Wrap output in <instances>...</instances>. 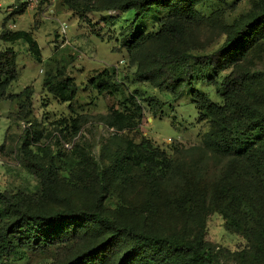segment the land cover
<instances>
[{"label":"trees","instance_id":"trees-1","mask_svg":"<svg viewBox=\"0 0 264 264\" xmlns=\"http://www.w3.org/2000/svg\"><path fill=\"white\" fill-rule=\"evenodd\" d=\"M204 1L60 0L59 6L82 17L105 11H136L138 16L152 10L166 13L157 32H139L123 44L130 66L135 67V81L165 90L175 99L186 87L202 82L213 87L223 103L192 91L199 120L210 121L211 130L202 146L185 152L175 149L181 157L176 161L147 139L136 144L120 134L139 128L141 98L154 115L163 107L140 91L126 98L124 110L111 106L103 118L105 126L114 130L108 147L115 152L107 170L82 144L57 152L39 146L34 152L30 147L37 138L27 133L20 151L22 163L37 184L31 191H0V264L29 252L52 254L51 264H264V107L246 98L259 73L240 66L264 41V0L256 12L235 21L219 48L199 53L201 28L205 22L208 25L198 10ZM24 12L22 5L5 18L0 42L21 41L42 63L34 34L7 28L14 16ZM208 30L214 31L211 25ZM17 58L13 47L0 49V100L19 96L7 93L19 77ZM58 64L54 60L48 65L43 88L60 103L72 102L79 88L66 67ZM118 73L116 67L105 68L92 76L89 85L101 95H115L125 89ZM26 99L30 105V98ZM82 125L74 121L75 134ZM212 161L224 162V170L207 180V164ZM141 167L147 170L138 177L146 195L151 190L178 193L179 207L189 214L183 228L177 222L170 227L154 224L146 214L129 219L125 208L109 207L114 182L129 184ZM63 173L68 175L61 178ZM150 204L147 200L146 207ZM214 212L228 220L229 230L250 241L246 250L232 254L206 240L204 218ZM190 224L194 230L189 234Z\"/></svg>","mask_w":264,"mask_h":264},{"label":"rangeland","instance_id":"rangeland-1","mask_svg":"<svg viewBox=\"0 0 264 264\" xmlns=\"http://www.w3.org/2000/svg\"><path fill=\"white\" fill-rule=\"evenodd\" d=\"M260 1L262 0H205L198 6V10L208 21V25L205 22L201 28L197 51L210 52L219 48L235 21L256 12ZM23 3L24 0H0V34L5 18ZM166 15L155 10L143 16H138L136 11H105L82 17L58 3L52 13L43 15L25 11L21 16H14L10 20L7 24L9 30L34 34L43 62L38 63L31 55L28 45L21 41L15 44L0 42V49L13 47L16 50L19 75L18 80L7 91L8 94L19 96L0 100V191H31L37 184L22 163L20 151L27 133L31 135V139L37 138L30 147L34 152L39 146L49 147L52 152H57L65 149V144H82L92 152L96 163L107 170L115 152V148L113 151L108 147L114 130L105 126L103 118L111 106L124 110L128 106L125 104L126 98L136 91H140L143 97L156 98L163 107L154 115L148 103L141 98L138 103L143 109V119L139 128L134 132H121V135L136 144H140L143 139L149 140L154 148L165 152L172 161L181 160L175 149L185 152L203 145L204 136L211 130V122L199 120L192 91L207 94L213 102L222 104L223 100L216 90L197 82L186 87L175 99L165 90L154 88L148 83H139L135 81V67L130 66L123 47L125 41L139 32H157L160 21ZM210 25L214 31L208 30ZM126 28L127 33L121 35V31ZM54 60L59 63L58 66L66 67L67 74L76 81L79 88L77 97L72 102L60 103L43 88L48 65L53 64ZM240 66L259 73L256 80L248 86L246 98L264 107V41L247 54ZM110 67L118 69V80L125 83V89H120L115 95H101L89 85V80L97 72ZM228 73L229 71L225 72ZM26 98H30V105H26ZM75 120L83 123L78 134L73 129ZM224 165V162L208 163L207 180L221 174ZM146 171L145 168H137L134 174L136 177L131 176L132 181L127 185L117 179L107 204L114 209L125 208L129 219L134 215L146 214L154 224L170 227L177 222L178 228H183L189 214L179 207L178 193L164 190L159 194L151 190L146 195L140 182L143 180L138 178ZM67 175L68 173H63L61 178ZM112 176H115L114 173ZM64 190L66 189L62 191ZM147 200L151 202L149 207H146ZM204 219L207 241L232 254L249 247L250 241L242 233H235L227 228L228 220L222 214L210 213ZM193 230L194 227L190 224L187 233L190 234ZM53 259L52 254L29 252L25 253L24 258L11 259L7 264H51Z\"/></svg>","mask_w":264,"mask_h":264},{"label":"built area","instance_id":"built-area-1","mask_svg":"<svg viewBox=\"0 0 264 264\" xmlns=\"http://www.w3.org/2000/svg\"><path fill=\"white\" fill-rule=\"evenodd\" d=\"M60 2V0H24L23 7L25 11H33L40 14L52 13L54 7ZM22 6V5H21ZM19 6V7H21ZM17 7L16 10L19 8ZM15 10V11H16ZM66 26L63 27L65 33ZM65 149L70 150L74 147V144H65Z\"/></svg>","mask_w":264,"mask_h":264}]
</instances>
